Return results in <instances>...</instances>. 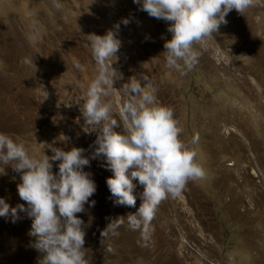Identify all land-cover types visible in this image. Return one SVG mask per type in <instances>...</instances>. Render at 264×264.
I'll return each mask as SVG.
<instances>
[{"label":"rangeland","instance_id":"rangeland-1","mask_svg":"<svg viewBox=\"0 0 264 264\" xmlns=\"http://www.w3.org/2000/svg\"><path fill=\"white\" fill-rule=\"evenodd\" d=\"M56 2L62 7L54 0H0V133L37 157L44 149L50 156V145L82 147L88 155L96 133L84 131L75 103L82 106L80 97L96 74L89 34L103 35L122 17H132L121 25L122 47L113 64L124 81L105 98L113 117L119 119L120 85L132 75L147 76L158 101L174 110L183 129L180 139L205 172L179 196L160 203L146 246L126 218L119 234L101 245L99 230L135 212L143 186L134 181L135 208L117 205L106 183L113 172L105 160H91L85 171L97 186L89 198L95 205L77 214L87 225L84 251L90 264H264V0L243 15L230 11L219 33L194 45L198 63L183 76L165 67L167 23L138 10L133 0ZM25 58L34 63L26 65ZM5 172L0 198L12 207L27 206L18 194L19 174L11 166ZM30 229L26 213L15 222L0 217V264H39ZM109 245L113 253L105 251Z\"/></svg>","mask_w":264,"mask_h":264},{"label":"clouds","instance_id":"clouds-1","mask_svg":"<svg viewBox=\"0 0 264 264\" xmlns=\"http://www.w3.org/2000/svg\"><path fill=\"white\" fill-rule=\"evenodd\" d=\"M138 10L156 20L167 23L171 38H165V67L181 76L191 70L200 56L195 44L219 33L226 25V16L235 9L238 13L254 7L257 0H133ZM54 6L62 5L54 0ZM132 17H122L103 35L89 34L91 55L96 74L80 97V113L84 131L96 133L88 155L82 147L65 150L50 145L51 155H30L23 143L0 133V174L11 166L20 176L18 194L25 204L12 207L0 198V217H11L13 222L21 212L31 219L29 235L34 237L32 247L40 254L39 264H90L86 258L85 222L78 213L86 211L85 205L94 207L90 197L97 190L92 174L85 166L93 159L106 161L113 175L106 180L114 203L135 208L137 197L134 189L143 186L141 203L135 212L119 216L100 229V244L110 236H117L124 225L139 231L145 246L151 237V224L160 203L179 196L189 181L205 176L196 161V152L180 139L183 129L174 116V110L161 104L156 89L148 83L147 76L132 75L123 82L119 119L113 117V105L105 98L113 95L117 81H124L123 74L115 67L122 47L119 38L121 25L128 26ZM115 58V59H113ZM31 66L34 61L25 58ZM73 66L83 70L78 60ZM37 70V69H36ZM83 87V86H82ZM68 106H71L69 104ZM121 128L122 131L115 129ZM195 137L192 143H195ZM58 162V171H53ZM105 251L115 250L109 245Z\"/></svg>","mask_w":264,"mask_h":264}]
</instances>
